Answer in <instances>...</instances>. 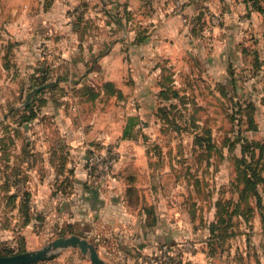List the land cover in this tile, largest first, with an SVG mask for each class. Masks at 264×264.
Segmentation results:
<instances>
[{
    "label": "rangeland",
    "instance_id": "rangeland-1",
    "mask_svg": "<svg viewBox=\"0 0 264 264\" xmlns=\"http://www.w3.org/2000/svg\"><path fill=\"white\" fill-rule=\"evenodd\" d=\"M218 5L0 0V255L67 237L65 216L109 179L120 159L110 147L123 145L142 149L114 170L126 207L185 234L163 244L188 242L186 257L205 264H264V68L244 49L213 55L204 32L220 24ZM115 118L114 141H90L85 176L74 149L86 141L67 135ZM92 151L112 161L103 177L87 170ZM57 256L35 264H84Z\"/></svg>",
    "mask_w": 264,
    "mask_h": 264
},
{
    "label": "crops",
    "instance_id": "crops-1",
    "mask_svg": "<svg viewBox=\"0 0 264 264\" xmlns=\"http://www.w3.org/2000/svg\"><path fill=\"white\" fill-rule=\"evenodd\" d=\"M218 3L220 24L211 26L204 32V39L209 37L212 41L210 46L213 47V55L216 58H225L230 52L240 53L244 49L253 57L260 58L264 68V0H257L255 6L244 0H218ZM100 122L102 121L98 120V124L92 128V133L80 135L79 138L67 135L72 144L86 141L83 143L84 146L79 145L76 150L74 149V153L80 160L77 169L84 172L85 176L87 171L83 167V158L90 152L86 150L87 147L90 149V141L102 139L103 143H107L114 141L119 135L120 118L110 121L113 122V126L103 130L98 129ZM122 146L110 147L116 155L120 156V159L111 171L109 179L104 183H95L96 186L86 185L83 196L79 197V200L78 195L75 196L81 204H84L82 211L77 213L72 207L69 216H65L66 220L62 223L66 222L71 228L68 236L74 234L92 243L99 257L105 262L145 264L144 259L155 253L161 244L181 243L184 241L185 234H176L173 228L176 227L175 224L168 222L165 224L162 219H159L162 218V214L155 216L156 220L161 221L151 223L147 222V215L142 211L132 212L133 210L126 207L122 191L127 186V181L123 182L120 175L115 173L117 170L126 171L130 168L127 165L133 161L139 162L142 149L137 146ZM99 150L103 153L104 149L100 147ZM138 166L139 164L132 165V167ZM62 253H74L82 258V263H91L88 256L85 257L86 255L82 254L78 248H64L56 255L59 256ZM182 264H205V261L202 255L197 254L184 257Z\"/></svg>",
    "mask_w": 264,
    "mask_h": 264
},
{
    "label": "water",
    "instance_id": "water-1",
    "mask_svg": "<svg viewBox=\"0 0 264 264\" xmlns=\"http://www.w3.org/2000/svg\"><path fill=\"white\" fill-rule=\"evenodd\" d=\"M68 247L78 248L82 254L88 256L92 264H110L99 257L92 243L74 234L67 237H58L35 251L0 255V264H35L55 256L59 250Z\"/></svg>",
    "mask_w": 264,
    "mask_h": 264
},
{
    "label": "built area",
    "instance_id": "built-area-1",
    "mask_svg": "<svg viewBox=\"0 0 264 264\" xmlns=\"http://www.w3.org/2000/svg\"><path fill=\"white\" fill-rule=\"evenodd\" d=\"M112 166V161L105 159L102 156L92 152L87 159V170L90 171L93 167H97L101 173V177L105 176ZM192 244L188 242L184 244L168 245L161 244L157 251L148 255L144 262L145 264H181L186 255H189Z\"/></svg>",
    "mask_w": 264,
    "mask_h": 264
},
{
    "label": "trees",
    "instance_id": "trees-1",
    "mask_svg": "<svg viewBox=\"0 0 264 264\" xmlns=\"http://www.w3.org/2000/svg\"><path fill=\"white\" fill-rule=\"evenodd\" d=\"M245 2H251L254 6L256 5L257 3V0H244Z\"/></svg>",
    "mask_w": 264,
    "mask_h": 264
}]
</instances>
